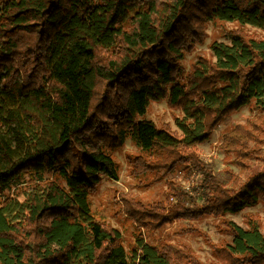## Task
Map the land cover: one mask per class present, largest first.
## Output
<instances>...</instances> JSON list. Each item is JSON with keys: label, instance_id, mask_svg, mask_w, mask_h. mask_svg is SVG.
I'll list each match as a JSON object with an SVG mask.
<instances>
[{"label": "trees", "instance_id": "trees-1", "mask_svg": "<svg viewBox=\"0 0 264 264\" xmlns=\"http://www.w3.org/2000/svg\"><path fill=\"white\" fill-rule=\"evenodd\" d=\"M215 20L264 30V0H0L2 264H201L143 237L129 256L121 231L93 210L103 178L119 180L112 152L128 138L145 153L131 159L143 186L180 163L204 173L199 214H236L264 200V169L248 170L264 145L259 120L225 136L241 169L231 183L197 151L185 153L233 112L252 102L264 110V37L232 31L213 42L214 59L199 57L184 74L182 60ZM25 51L31 61L20 58ZM165 99L183 110L180 134L146 117ZM182 191L171 186L179 200L168 213L124 195L122 210L153 231L183 216ZM247 223L232 221V241L215 248L224 264H264V233Z\"/></svg>", "mask_w": 264, "mask_h": 264}, {"label": "rangeland", "instance_id": "rangeland-1", "mask_svg": "<svg viewBox=\"0 0 264 264\" xmlns=\"http://www.w3.org/2000/svg\"><path fill=\"white\" fill-rule=\"evenodd\" d=\"M237 29L257 37H264L263 29L251 25H243L236 21L215 20L209 22L205 40L202 43H197L181 62L184 74L190 71L193 63L199 57L214 59L213 42L228 41L229 34ZM20 56L21 59L31 61L34 54L31 51H25L20 53ZM182 116L183 110L172 107L168 99H165L152 102L146 117L152 119L158 126L167 127L180 134L176 118ZM250 120H259L264 124V110L257 108L255 102L230 114L213 130L207 141L186 149L185 153L197 151L200 160L212 169L216 176L231 183L233 175L241 173V169L235 163V155L223 147L225 136L238 125H247ZM255 153L258 157L250 160L251 169H248L249 171L264 169V145L257 148ZM139 154L145 155L135 142L128 138L124 146L112 152L118 163L119 180L104 177L97 189L90 195L93 210L99 213L98 215L102 216L111 226L121 231L123 244L129 256L138 248V238L143 237L145 242L152 245L169 243L186 249L201 264H224L215 248L232 241L233 235L229 229V224L232 221L248 227L247 222L254 219L260 224L264 233V200L236 214L220 215L203 212L199 214L194 203L199 206L203 204L201 196L204 173L189 162L180 163L174 171L165 175L161 180L143 186L140 184L142 180L131 171V159ZM172 185L180 186L183 189L180 194V204L186 207L182 210L183 216L175 217L163 226L149 231L146 228L138 227L135 220L123 212L122 197L124 195L132 196L147 204L161 203L163 206H167L164 212L168 213L170 204L175 206L179 200L178 195L171 194ZM12 195H16V192L13 191ZM0 264H2L1 261Z\"/></svg>", "mask_w": 264, "mask_h": 264}]
</instances>
